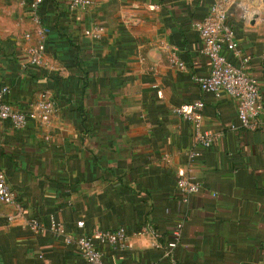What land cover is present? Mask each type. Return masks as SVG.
Listing matches in <instances>:
<instances>
[{
  "label": "crops",
  "instance_id": "obj_1",
  "mask_svg": "<svg viewBox=\"0 0 264 264\" xmlns=\"http://www.w3.org/2000/svg\"><path fill=\"white\" fill-rule=\"evenodd\" d=\"M29 1L0 0V86L20 109L48 89L55 109L45 132L34 120L17 128L0 117V165L23 210L12 221L0 202V264H90L53 232L52 218L73 236L123 227L129 245L95 241L109 264H264V0L227 2L263 102L254 126L238 128L236 100L196 79L210 60L194 22L216 0H93L74 9L43 0L36 11ZM40 25L42 65L28 51ZM197 99L203 129L217 135L209 147L174 109ZM178 170L201 188L181 191Z\"/></svg>",
  "mask_w": 264,
  "mask_h": 264
},
{
  "label": "built area",
  "instance_id": "obj_2",
  "mask_svg": "<svg viewBox=\"0 0 264 264\" xmlns=\"http://www.w3.org/2000/svg\"><path fill=\"white\" fill-rule=\"evenodd\" d=\"M43 0H30V7L36 11ZM70 8H86L93 0H63ZM229 0H216L213 2L204 17L194 22L195 28L201 37V51L210 60V71L207 75L198 76L196 79L203 90L219 93L224 90L237 102V114L239 122H233L231 128L253 127L256 118L263 107L262 94L259 82L254 74L249 71L248 63L250 57L244 55L235 39V31L228 20ZM37 22L39 18L36 16ZM47 27L40 25L38 33L40 37L29 47V61L42 65L45 54V33ZM97 36L98 34H93ZM26 37L31 36V32L25 33ZM232 51L240 58L239 63L232 61L228 55ZM264 57V52L262 53ZM10 86L2 84L0 86V117L10 119L17 128L24 127L28 120H34L39 128H44L50 124L51 116L55 109V99L48 89H43L38 93L37 98L29 109H20L13 105L8 99ZM204 106L202 99H197L191 104H182L174 109L180 113L185 120L191 122L193 126V138L196 144L204 147L212 145L217 137L216 134L203 129L201 109ZM45 132V131H44ZM43 132V133H44ZM49 138L47 133L44 134ZM198 152L193 150L190 157H194ZM176 184L185 193L198 191L201 181L186 174L185 171L178 170ZM0 202L10 206L9 219L18 220L23 216L22 205L17 194L6 177L5 169L0 165ZM32 228L38 230L42 224L37 219L28 221ZM182 220H179L173 230V238L169 241V246L177 244L181 235ZM51 229L66 242L73 241L79 252L90 264H109L103 257L102 250L96 245L99 242H120L121 245L128 244V236L123 227L116 229L96 230L92 234H79L73 236L65 231L64 225L51 219ZM155 235H159L154 231ZM125 264V263H120ZM165 264H181L175 259H171Z\"/></svg>",
  "mask_w": 264,
  "mask_h": 264
},
{
  "label": "bare ground",
  "instance_id": "obj_3",
  "mask_svg": "<svg viewBox=\"0 0 264 264\" xmlns=\"http://www.w3.org/2000/svg\"><path fill=\"white\" fill-rule=\"evenodd\" d=\"M256 16H259V13L258 12H255L254 14H253V17L255 18Z\"/></svg>",
  "mask_w": 264,
  "mask_h": 264
}]
</instances>
